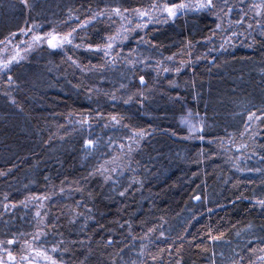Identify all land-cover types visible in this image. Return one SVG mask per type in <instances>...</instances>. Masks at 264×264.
<instances>
[{"label":"trees","instance_id":"trees-1","mask_svg":"<svg viewBox=\"0 0 264 264\" xmlns=\"http://www.w3.org/2000/svg\"><path fill=\"white\" fill-rule=\"evenodd\" d=\"M181 2L0 0L72 40L0 66L3 264H264V5Z\"/></svg>","mask_w":264,"mask_h":264},{"label":"rangeland","instance_id":"rangeland-1","mask_svg":"<svg viewBox=\"0 0 264 264\" xmlns=\"http://www.w3.org/2000/svg\"><path fill=\"white\" fill-rule=\"evenodd\" d=\"M208 2V0H183V2L180 3V5H184L185 7L183 8H178V7H171L170 9H172V11L175 13V15H177L180 11L183 12L186 9H191V8H199V9H204L201 7V5L206 4ZM213 2V0H212ZM254 6L257 5H264L263 0H260L257 2H253ZM260 13V12H258ZM148 14V12H147ZM167 17L170 16H175V15H170L168 11H166ZM126 15V14H125ZM163 13L161 11H157L155 12V10H153L152 12L149 13V15H146V17H151L153 20L162 17ZM127 16V15H126ZM117 17V16H115ZM120 23V22H119ZM39 30H33L31 29H25L23 30L20 34L12 37L11 39H9L7 42H5L4 44L0 45V66L1 67H10V65L16 60V59H22L25 55L26 52H28L29 48L33 46V40H34V34L37 33L38 35H35L36 37L40 36L39 34H41V36H44V40L48 43L49 40L52 41L53 44L58 43V41L61 38H54L51 33H49V35H47L46 33H40L38 32ZM116 34L114 33V35H112L111 37L108 38L105 46L103 47V50L105 51V53L107 55H111L116 47L115 43L120 41V38L122 35H124V29L122 28V25L119 24L117 29H115ZM110 45V47H109ZM50 46V44H49ZM51 47V46H50ZM190 120V124L187 125V128L189 130H191L192 132H196L199 123L196 119H194L193 117H188ZM255 118H252V120H254ZM253 123V122H252ZM185 124V123H184ZM136 138V137H133ZM132 142H135V139L132 140L130 142V144ZM124 156H125V150L123 149L121 153L116 154L113 156L101 167L102 171L104 173L109 174L112 171H115L117 168L121 167L124 165L123 160H124ZM15 241H7V244L12 245ZM30 245L27 247L29 248ZM9 248V246H8ZM40 256L38 255L37 258L35 260H29V257L26 256L25 262L24 264H35L41 261V259H39ZM30 261V262H29ZM6 263V262H4ZM0 264H3L1 262L0 259ZM9 264H15V262L11 261Z\"/></svg>","mask_w":264,"mask_h":264},{"label":"snow or ice","instance_id":"snow-or-ice-1","mask_svg":"<svg viewBox=\"0 0 264 264\" xmlns=\"http://www.w3.org/2000/svg\"><path fill=\"white\" fill-rule=\"evenodd\" d=\"M212 6V0H208V2L206 4L201 5L202 8H208ZM178 8H183L185 7L184 5H178ZM166 11L169 12L170 15H175V13L172 11V9H165ZM119 10H117L118 12ZM142 15H146V13L142 14ZM71 34H69L68 36H65L63 38H61L58 43L53 44L51 40L48 41V43L50 44L51 47H58V46H62L64 43H71L72 40L70 38ZM37 40L40 39V37H36ZM110 47V45H109ZM252 117H249V119H251ZM115 119V118H114ZM91 143V142H89ZM261 204H264V201L261 202Z\"/></svg>","mask_w":264,"mask_h":264}]
</instances>
